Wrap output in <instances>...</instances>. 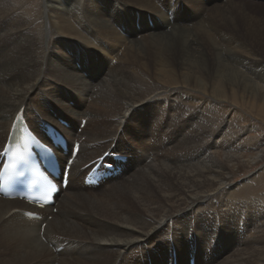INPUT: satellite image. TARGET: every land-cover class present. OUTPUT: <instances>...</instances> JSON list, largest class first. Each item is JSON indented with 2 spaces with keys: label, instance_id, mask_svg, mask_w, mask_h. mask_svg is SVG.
<instances>
[{
  "label": "bare ground",
  "instance_id": "1",
  "mask_svg": "<svg viewBox=\"0 0 264 264\" xmlns=\"http://www.w3.org/2000/svg\"><path fill=\"white\" fill-rule=\"evenodd\" d=\"M32 1L0 0V151L18 114L41 136L64 113L80 147L54 213L0 198V264H264V201L243 208L226 190L263 142L232 148L214 126L227 100L264 108L257 2L45 0L42 12ZM190 91L205 95L198 111ZM108 151L128 157L122 174L84 187L81 169Z\"/></svg>",
  "mask_w": 264,
  "mask_h": 264
},
{
  "label": "rangeland",
  "instance_id": "2",
  "mask_svg": "<svg viewBox=\"0 0 264 264\" xmlns=\"http://www.w3.org/2000/svg\"><path fill=\"white\" fill-rule=\"evenodd\" d=\"M44 1L45 0H34L32 1L33 5H41L42 6V12H43V8H44ZM75 1V0H74ZM73 1V2H74ZM88 1V0H87ZM257 3L252 4L253 6L251 8H253L254 12L259 14H263L264 15V0H254ZM72 2V3H73ZM177 3L182 5V1L181 0H177ZM39 9V7H38ZM112 8L109 6L108 10H111ZM40 11V9H39ZM169 17H170V13ZM40 15H41V11H40ZM44 15V13H43ZM204 16V15H203ZM187 19H192V17H187ZM152 21L150 19L149 21V27H151ZM146 26L148 28V30L152 31L154 30L153 28H149L148 24L146 23ZM159 26V25H157ZM137 27V26H136ZM156 27V26H154ZM118 30V29H117ZM48 26L47 24L44 25L43 27V38L45 39V42L43 43V46H45L44 48H48L51 46V44L48 42ZM138 31H141L142 34H140L139 36L144 35L143 37H147L148 33L151 32H146L143 33V28H139ZM158 31V30H155ZM153 31V32H155ZM141 37V38H143ZM47 40V41H46ZM49 44V45H48ZM121 51V49H120ZM257 56L260 58L264 59V52H257ZM67 56H71V52H66ZM113 64L115 65L116 60H113ZM77 69L80 68L79 64H75L74 65ZM81 75V74H80ZM83 78L87 79L88 78V74H84L82 76ZM50 84V82H49ZM58 92L60 93V91L58 90ZM72 96L76 99V100H81L79 99L74 92H72ZM190 94H192L193 96L190 97V100L193 101V104H190L191 106L189 107H193L195 109V111H198L201 107H202V100L205 99V95L202 94L201 92H194V91H190ZM195 94V95H194ZM71 99V98H70ZM73 99V98H72ZM200 99V100H199ZM43 102V100L40 101V103ZM255 103V102H254ZM66 106H68L69 108H76L75 102L74 101H68L64 103ZM238 107V108H237ZM36 109V111L38 112L37 108L34 107ZM217 121L214 123V126L217 128L222 129V133L221 136L222 138H224V135L230 136L232 137L231 141H234V143L232 144V148L237 147L239 144L241 145L242 143H246V144H250L248 142H253L255 140H261V142H263L262 144L255 146L253 148H249V150H247L248 152L241 154L243 155V160L248 159V161H251L252 158L256 157V160L253 161L252 164L247 165V167L242 168L241 170L235 171L234 173H232L230 175V184L227 186L226 190H228L229 192V196H231L232 198V202H237V200H245L243 203L244 205L242 206L243 208L246 207L245 202H249V201H264V155L262 152H264V108H251L250 107H240V106H236V103L234 102V100H227L226 102H224L223 104L220 105V108L217 106ZM219 108V110H218ZM192 109V108H191ZM67 111V110H66ZM51 113V112H50ZM63 113V112H62ZM52 117L54 118V116L56 115L55 113H51ZM64 115L63 119L64 121L67 122V115ZM198 116H200V113L198 114ZM58 117L55 116V119H57ZM66 118V119H65ZM163 123V122H162ZM221 125H220V124ZM135 126L132 122L127 126L128 129L130 131H134ZM82 128L78 127V132H80ZM233 135V136H232ZM235 138V139H234ZM215 138L214 142L218 143L220 141V139ZM154 138H150V144H153L154 142ZM216 143V145H217ZM171 151V150H170ZM169 151V152H170ZM227 152V150H226ZM231 152V151H230ZM235 152V151H234ZM261 152V153H260ZM137 153H139V151H137ZM231 154V153H230ZM235 155H238V153H235ZM263 155V156H261ZM84 173H81L80 175V180L82 181V176ZM221 193H219L218 195L220 196V198L223 201L227 202V197H224L221 195ZM246 199H252V200H246ZM59 200V197H58ZM57 203L58 201L52 206V212L54 213L57 207ZM263 206H264V202H263ZM234 206H231V209H233ZM245 210V209H244ZM43 226V225H42ZM242 231V226L240 227L239 232ZM162 236L160 235L157 236L154 240L159 241ZM154 248H151L149 250H153ZM62 251V250H61ZM60 250H54V252L56 253H60ZM85 255V254H84ZM214 257L216 258V254H214Z\"/></svg>",
  "mask_w": 264,
  "mask_h": 264
},
{
  "label": "snow or ice",
  "instance_id": "3",
  "mask_svg": "<svg viewBox=\"0 0 264 264\" xmlns=\"http://www.w3.org/2000/svg\"><path fill=\"white\" fill-rule=\"evenodd\" d=\"M73 147H74V150H75L76 146L74 145Z\"/></svg>",
  "mask_w": 264,
  "mask_h": 264
}]
</instances>
